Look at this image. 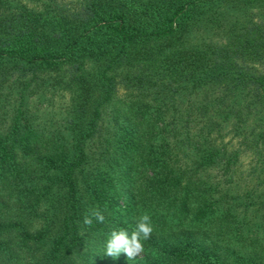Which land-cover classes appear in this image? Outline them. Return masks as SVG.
Listing matches in <instances>:
<instances>
[{
    "label": "trees",
    "instance_id": "1",
    "mask_svg": "<svg viewBox=\"0 0 264 264\" xmlns=\"http://www.w3.org/2000/svg\"><path fill=\"white\" fill-rule=\"evenodd\" d=\"M3 103L0 264H129L104 245L141 213L153 264H264V0H0Z\"/></svg>",
    "mask_w": 264,
    "mask_h": 264
},
{
    "label": "rangeland",
    "instance_id": "2",
    "mask_svg": "<svg viewBox=\"0 0 264 264\" xmlns=\"http://www.w3.org/2000/svg\"><path fill=\"white\" fill-rule=\"evenodd\" d=\"M193 40L196 39H215L222 40L220 33H215V30H200L195 32ZM259 69L261 67H258ZM43 85L36 88V92L33 93L29 100V110L33 114L34 121L37 126L40 127V131H44L48 134L55 135L54 133L63 131L65 121L68 115V110L70 106L71 95L67 89L63 86H53L52 84ZM8 89L4 91V95L8 93ZM14 94L10 95L13 99ZM14 103V101H13ZM7 104V103H6ZM0 107V127L3 123L9 120L11 113L9 110V105L1 104ZM246 159V163L248 159ZM129 260V259H128ZM155 258L154 256L148 254L147 252H142L136 259L129 260V264H153ZM128 264V263H127Z\"/></svg>",
    "mask_w": 264,
    "mask_h": 264
},
{
    "label": "clouds",
    "instance_id": "3",
    "mask_svg": "<svg viewBox=\"0 0 264 264\" xmlns=\"http://www.w3.org/2000/svg\"><path fill=\"white\" fill-rule=\"evenodd\" d=\"M105 215L99 209H93L90 215L84 218V224L91 226L93 222L104 223ZM154 225L148 213H141L135 227L129 231L127 228H113L105 241V251L108 256L118 258L121 253H126L129 260L136 259L145 250V242L153 232Z\"/></svg>",
    "mask_w": 264,
    "mask_h": 264
}]
</instances>
